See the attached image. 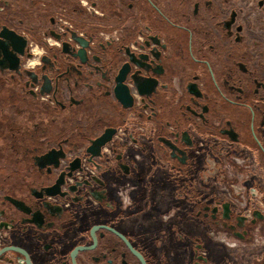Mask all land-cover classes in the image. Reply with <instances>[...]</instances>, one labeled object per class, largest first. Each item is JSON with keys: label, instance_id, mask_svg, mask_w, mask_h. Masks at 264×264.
Returning <instances> with one entry per match:
<instances>
[{"label": "flooded vegetation", "instance_id": "af4514ba", "mask_svg": "<svg viewBox=\"0 0 264 264\" xmlns=\"http://www.w3.org/2000/svg\"><path fill=\"white\" fill-rule=\"evenodd\" d=\"M0 264H264V0H0Z\"/></svg>", "mask_w": 264, "mask_h": 264}]
</instances>
